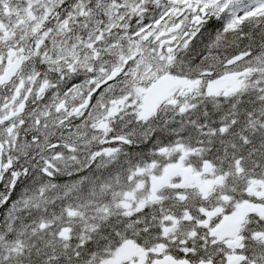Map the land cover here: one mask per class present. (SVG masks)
<instances>
[{
  "label": "snow or ice",
  "instance_id": "1",
  "mask_svg": "<svg viewBox=\"0 0 264 264\" xmlns=\"http://www.w3.org/2000/svg\"><path fill=\"white\" fill-rule=\"evenodd\" d=\"M0 264H264V0H0Z\"/></svg>",
  "mask_w": 264,
  "mask_h": 264
}]
</instances>
